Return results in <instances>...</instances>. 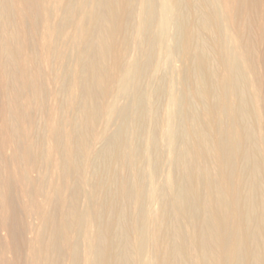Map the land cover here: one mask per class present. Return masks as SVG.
I'll return each instance as SVG.
<instances>
[{
	"label": "bare ground",
	"instance_id": "obj_1",
	"mask_svg": "<svg viewBox=\"0 0 264 264\" xmlns=\"http://www.w3.org/2000/svg\"><path fill=\"white\" fill-rule=\"evenodd\" d=\"M0 264H264V0H0Z\"/></svg>",
	"mask_w": 264,
	"mask_h": 264
}]
</instances>
